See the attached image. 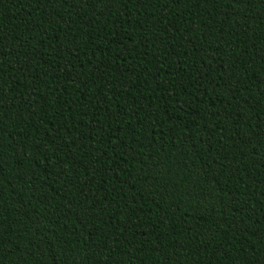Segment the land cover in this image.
Wrapping results in <instances>:
<instances>
[{"label": "trees", "instance_id": "trees-1", "mask_svg": "<svg viewBox=\"0 0 264 264\" xmlns=\"http://www.w3.org/2000/svg\"><path fill=\"white\" fill-rule=\"evenodd\" d=\"M0 264H264V0H0Z\"/></svg>", "mask_w": 264, "mask_h": 264}]
</instances>
